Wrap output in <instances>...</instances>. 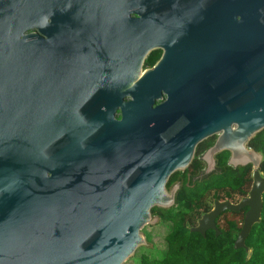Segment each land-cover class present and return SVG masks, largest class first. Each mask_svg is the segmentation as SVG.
Instances as JSON below:
<instances>
[{
	"label": "water",
	"instance_id": "1",
	"mask_svg": "<svg viewBox=\"0 0 264 264\" xmlns=\"http://www.w3.org/2000/svg\"><path fill=\"white\" fill-rule=\"evenodd\" d=\"M262 130L264 0H0V264H124L152 246L151 210L173 205L167 177L216 132L187 185L225 170L222 149L253 183L191 231L218 235L217 216L247 206L243 248L264 192L247 144Z\"/></svg>",
	"mask_w": 264,
	"mask_h": 264
},
{
	"label": "trees",
	"instance_id": "2",
	"mask_svg": "<svg viewBox=\"0 0 264 264\" xmlns=\"http://www.w3.org/2000/svg\"><path fill=\"white\" fill-rule=\"evenodd\" d=\"M249 146L263 156L260 170L264 175V130L257 133L249 142ZM246 181H243L245 176ZM250 168L243 178H234L229 188L240 185L241 195H246L251 186ZM239 189V188H238ZM182 205L176 210L154 207L153 216L159 217L164 225L165 249L162 252L149 248V253L135 255V264H264V192L262 193V209L260 219L255 223L245 239V246L234 249L233 244L241 229L242 213L227 211L216 218L219 235L211 229L201 235L191 231L203 212L212 208L216 194L213 190L201 188L195 193L186 190L180 193ZM239 199V197H238ZM237 199V200H238ZM236 200V201H237Z\"/></svg>",
	"mask_w": 264,
	"mask_h": 264
},
{
	"label": "flooded vegetation",
	"instance_id": "3",
	"mask_svg": "<svg viewBox=\"0 0 264 264\" xmlns=\"http://www.w3.org/2000/svg\"><path fill=\"white\" fill-rule=\"evenodd\" d=\"M135 16H136L135 14H131V17H135ZM36 32L40 36L44 35L43 33H41L38 30V28H37ZM163 53H164V49L160 48V47H157V48L150 50L144 56L143 63H142V69H141L140 74L144 73L146 70H148L150 68H153V66L156 64V62H158L162 58ZM160 93H161V98H155L154 99V102L152 104L153 108L164 103L167 100L166 91L161 89ZM220 134H221V132H216V133H213L211 135H208L204 139L199 140V142L196 144V146L194 148V152H193L192 158L189 161V163L183 168L174 169L170 173V175L167 177V179L165 181V190L168 194H171V191H170L171 185H173L175 182H178V187L175 191L174 201H173V205H172L174 210H176L179 206L182 205V200H180L179 196H180L181 192L186 191V190H191L194 193L197 190H200L201 188H207L209 190H213L216 194V198L213 199L212 208L209 211H211L214 208V205L216 202H230L232 204H237L243 198L248 197L250 190L247 192L246 195H241L240 185H236V187L234 189L229 188V185H231L233 183V180L235 177H237V180H240V178H243L247 169L250 168V176L252 179L251 186H252L254 167L251 164H237L234 166L233 163H228L230 160V153H231V151L228 149H222V150H220L214 154V158L217 159L215 166H217V167L224 166V168H225L224 171H222L220 173H214V174L206 177L205 179L195 181L191 186L187 185L188 175L196 176L203 169H205V162L200 160L198 156L200 154H202L204 151H206L208 148H210L214 144V142L216 141L218 136H220ZM247 147L253 149L252 147L249 146V143L247 144ZM262 159H263V156H262ZM261 162H262V160H261ZM260 166H261V164H260ZM260 166H259V171L264 178V175L260 170ZM246 178H248L247 175L245 176L243 181H246ZM251 186H250V189H251ZM238 197H239V199H238ZM247 210H248V207L245 206L242 209H240L239 211H229V212L237 213L234 217L235 219H238L240 216L239 213H242V219L241 220L243 221L245 213L247 212ZM209 211L203 212L201 217L204 214L208 213ZM227 211L228 210H224L219 215L225 214ZM198 220H197V224H198ZM242 221H241V226H242ZM197 224H196V226H197ZM215 225H216V219H215ZM196 226H194V227H196Z\"/></svg>",
	"mask_w": 264,
	"mask_h": 264
},
{
	"label": "rangeland",
	"instance_id": "4",
	"mask_svg": "<svg viewBox=\"0 0 264 264\" xmlns=\"http://www.w3.org/2000/svg\"><path fill=\"white\" fill-rule=\"evenodd\" d=\"M163 222L158 219V222H156L154 225H146L142 230V234L146 240V243L152 245H146L139 247L134 255L130 257L124 264H135V261L132 260V258L135 259V255L137 257L140 256L141 253L147 252L149 253V248L153 247L154 251L162 252L165 249V240H164V225H161Z\"/></svg>",
	"mask_w": 264,
	"mask_h": 264
}]
</instances>
